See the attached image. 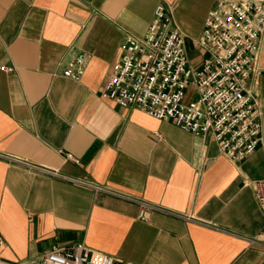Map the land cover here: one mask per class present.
Wrapping results in <instances>:
<instances>
[{"label":"crops","instance_id":"crops-1","mask_svg":"<svg viewBox=\"0 0 264 264\" xmlns=\"http://www.w3.org/2000/svg\"><path fill=\"white\" fill-rule=\"evenodd\" d=\"M217 1L0 0V151L168 211L144 220L133 202L1 159L0 260L28 264L51 244L82 241L134 264H264V247L248 241L264 231V213L244 180L264 179V35L254 86L262 140L243 161L171 119L101 97L123 40L143 36L159 5L199 65L196 39ZM79 53L87 65L71 79L63 70Z\"/></svg>","mask_w":264,"mask_h":264},{"label":"built area","instance_id":"built-area-1","mask_svg":"<svg viewBox=\"0 0 264 264\" xmlns=\"http://www.w3.org/2000/svg\"><path fill=\"white\" fill-rule=\"evenodd\" d=\"M206 15L202 33L196 39L204 52L203 61L193 66L182 31L164 7L157 6L145 34L128 35L123 40L121 55L107 77L101 97L119 107H138L158 119H171L196 136L214 139L227 158L240 162L253 153L262 140V120L254 86L258 81L256 73L263 46L264 0H218ZM86 62V54H77L66 63L63 74L80 79ZM252 76L255 77L253 88L246 84ZM64 158L75 164L80 162L70 153H64ZM1 159L30 172L64 179L95 193L103 192L133 202L144 220H148L154 210L165 211L154 202L71 177L22 156L0 151ZM244 180L252 186L257 205L264 213V179ZM171 213L193 219L192 215ZM248 241L264 247V231L249 237ZM0 264L15 263L0 260ZM28 264L134 263L120 261L79 241L64 246L51 244Z\"/></svg>","mask_w":264,"mask_h":264}]
</instances>
